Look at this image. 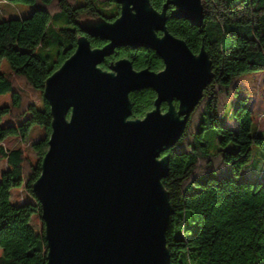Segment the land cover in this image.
Instances as JSON below:
<instances>
[{
    "label": "water",
    "instance_id": "95a60500",
    "mask_svg": "<svg viewBox=\"0 0 264 264\" xmlns=\"http://www.w3.org/2000/svg\"><path fill=\"white\" fill-rule=\"evenodd\" d=\"M113 1L118 17L80 25L74 52L43 86L50 134L32 192L45 264H170L163 153L183 136L213 74L203 48L194 54L168 31L166 11L199 27L203 8L201 0H167L160 11L149 0ZM122 47L154 51L163 69L135 70L127 58L102 69ZM144 89L155 93L154 108L132 118L130 94Z\"/></svg>",
    "mask_w": 264,
    "mask_h": 264
},
{
    "label": "trees",
    "instance_id": "16d2710c",
    "mask_svg": "<svg viewBox=\"0 0 264 264\" xmlns=\"http://www.w3.org/2000/svg\"><path fill=\"white\" fill-rule=\"evenodd\" d=\"M9 3L34 4L37 0H3ZM46 4L57 2L64 26L56 29L58 39L52 58L48 49L50 13L35 8L21 19L0 20V60L5 59L12 71H0V95L11 93V104L0 107L3 116L19 120L16 124L0 125V159L5 168L0 170V264H45L47 246L43 236L40 206L33 195L32 184L40 175V162L47 150L51 117L43 99L45 80L74 52L81 36L82 18L104 19L113 22L120 7L113 0H102L106 9L92 0L74 6L68 0H40ZM160 11L167 0H149ZM203 21L195 27L184 19L170 17L172 6L166 11V27L182 39L194 54L205 50L211 63L213 78L203 92L199 123L193 141L186 150H166L168 175L162 185L169 195L170 217L166 230V246L170 264H264V182L239 181L241 167L250 160L254 146L264 154L263 132L253 127L251 111L245 97H237L232 116L236 131L224 125L219 116L233 95L232 87L242 74L264 70V0H201ZM92 47H102L105 41L89 38ZM127 58L135 70L159 72L163 62L146 48L122 47L106 58L101 68ZM14 80H19L33 91L26 96ZM234 94H237L235 91ZM34 97V98H33ZM156 96L151 89L130 94L132 118H143L154 108ZM166 110V104H162ZM196 107V108H197ZM195 108V109H196ZM191 118V115H190ZM176 146L188 135V125ZM12 122V121H9ZM44 130L32 143L40 155L36 160L26 156L24 149H5L3 141L15 136L27 141L31 128ZM214 128L220 136V149L211 154L203 133ZM237 146L227 151L228 143ZM229 168L228 178H217L212 157L217 156ZM208 163L203 167L202 162ZM264 175L262 174V177ZM23 185L33 201L13 205L10 189ZM33 214L39 217L38 230L30 226Z\"/></svg>",
    "mask_w": 264,
    "mask_h": 264
},
{
    "label": "rangeland",
    "instance_id": "374dc122",
    "mask_svg": "<svg viewBox=\"0 0 264 264\" xmlns=\"http://www.w3.org/2000/svg\"><path fill=\"white\" fill-rule=\"evenodd\" d=\"M70 4L74 6H80L86 3V0H68ZM94 4L106 9L107 7L102 4V0H92ZM35 8H45L50 13V29L48 31V44L49 53L53 58L57 50V45L59 43H64V40L58 39L55 33L56 29L64 26L63 19L59 16L60 9L56 1L46 4L40 0H37L34 4H23V3H9L0 0V20L6 19H21L28 16ZM98 19L94 18H82L79 25H84L87 23H95ZM0 71L4 74H11L12 71L9 67L8 62L5 59L0 60ZM17 86L22 90L26 96H33L36 98L35 101L40 105V101L37 95H40L39 91H33L27 88L23 82L19 80H14ZM237 91V94H234ZM232 97L230 102L225 107H220L219 116L222 119L224 125L228 126L232 130L236 131L237 123L232 116V111L235 106V101L237 97H245L246 105L251 111V117L253 119V127L257 130L263 132L264 136V70L242 74L237 77L234 81L232 87ZM33 97V98H34ZM11 104V93L0 95V107ZM201 113V105H199L191 114L190 123L188 125V135L174 148L178 150H186L188 148V143L193 141V134L196 130V126L199 123ZM12 121V122H9ZM19 120H10L7 116H3L0 121L1 126L8 124H16ZM44 130L38 126L31 128L27 141L22 143L15 136L7 137L2 144V147L9 150L20 147L24 149L26 156L30 157L32 160H36L40 155L33 149L32 143L38 140ZM203 139L206 142L208 151L213 155L216 154L220 149L219 141L220 136L214 128H209L203 133ZM237 149L236 144L230 142L226 145L225 150L235 151ZM212 164L216 170L215 176L217 178H228L231 175L229 168L225 167L222 163L220 157H212ZM203 167L207 166L208 163L202 162ZM5 168V163L0 159V170ZM264 154L256 146L252 148L250 160L241 167L240 174L238 176L239 181H249V182H264ZM33 201L32 197L26 193L23 185L19 187H14L10 189V202L13 205H19L21 203H26ZM40 220L37 214H33L30 218L29 224L34 229L38 230L40 227ZM0 255H2V250L0 249Z\"/></svg>",
    "mask_w": 264,
    "mask_h": 264
},
{
    "label": "flooded vegetation",
    "instance_id": "af4514ba",
    "mask_svg": "<svg viewBox=\"0 0 264 264\" xmlns=\"http://www.w3.org/2000/svg\"><path fill=\"white\" fill-rule=\"evenodd\" d=\"M174 103L177 104L176 101H174ZM161 106H162V105H161ZM161 109H162V107H161ZM162 111H165V110L162 109Z\"/></svg>",
    "mask_w": 264,
    "mask_h": 264
}]
</instances>
